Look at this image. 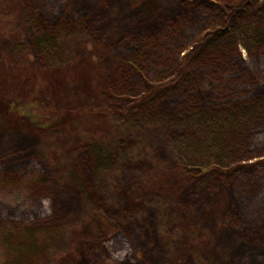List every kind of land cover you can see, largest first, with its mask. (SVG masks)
<instances>
[{"label":"rangeland","instance_id":"rangeland-1","mask_svg":"<svg viewBox=\"0 0 264 264\" xmlns=\"http://www.w3.org/2000/svg\"><path fill=\"white\" fill-rule=\"evenodd\" d=\"M7 8L0 110L19 113L0 122V264H264V0ZM63 37L60 68L44 51ZM35 105L82 111L80 127L44 141Z\"/></svg>","mask_w":264,"mask_h":264},{"label":"trees","instance_id":"trees-1","mask_svg":"<svg viewBox=\"0 0 264 264\" xmlns=\"http://www.w3.org/2000/svg\"><path fill=\"white\" fill-rule=\"evenodd\" d=\"M17 20V15L7 8V0H0L1 38H8L14 32V26L17 23ZM225 33H227V31ZM64 43L67 47L64 45ZM44 54L50 64L60 68H64L70 60L74 59L73 52L70 48H68L67 41L64 37L61 40L54 41L53 44L49 46V48H46ZM22 72L23 73H15L14 75H11L16 84L15 93L20 92L22 95L27 96L26 98L28 99V102L32 101L31 103H33L32 105H34V94L41 89V87L39 86V78L35 73H24V71ZM5 78V82H7V77ZM2 81L3 80L0 76V82ZM41 108V106H36L32 114L34 115V118L30 120L28 118L29 123L26 125L31 128L33 135L37 136L40 139H43L44 141L48 138H51L52 133L55 132V129L57 130L66 128L62 127L64 126V123H73L77 127L80 125L78 123L82 122L83 113L82 111H79L77 109L52 110L46 108L40 112ZM17 113L14 109L11 108L10 104L5 106L2 110H0V122L6 125L16 123V120H11L9 118L10 116L12 117L13 115H17ZM58 122L62 125L57 124V126L54 127L55 123Z\"/></svg>","mask_w":264,"mask_h":264}]
</instances>
